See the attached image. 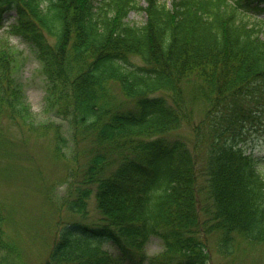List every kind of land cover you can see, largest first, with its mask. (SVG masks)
<instances>
[{"label":"trees","instance_id":"obj_1","mask_svg":"<svg viewBox=\"0 0 264 264\" xmlns=\"http://www.w3.org/2000/svg\"><path fill=\"white\" fill-rule=\"evenodd\" d=\"M144 1L0 0V29L14 18L7 31L45 76L44 110L68 122L78 149L67 208L85 214L94 196L99 211L59 227L47 264H209L212 234L219 256L264 245V162L239 140L262 112L264 33L249 16L264 0ZM3 42L0 118L48 131L16 75L22 51ZM197 106L191 134L174 133ZM153 238L162 253H148ZM14 248L0 224L4 257Z\"/></svg>","mask_w":264,"mask_h":264},{"label":"rangeland","instance_id":"obj_2","mask_svg":"<svg viewBox=\"0 0 264 264\" xmlns=\"http://www.w3.org/2000/svg\"><path fill=\"white\" fill-rule=\"evenodd\" d=\"M141 4L146 5V2L142 0ZM146 18L144 10H133L128 16V20L138 25ZM249 19L259 23L264 33V13L250 15ZM13 21L10 19L6 27L0 29V43L10 41L23 53V63L19 69L17 67L16 75L23 84L35 122L52 120L54 124H46L50 126L48 131L32 132L22 130L6 117L0 118V211L3 215L0 224L6 240L15 246L13 251H16L6 258V250L1 249L0 264L4 261L6 264H47L59 227L68 221L90 223L98 217L99 211L94 196L89 199L85 214H76L67 208L68 190L77 182L78 165L73 159L77 148L68 122L44 110L46 81L41 64L28 43L17 33L7 31ZM258 105L262 108L259 122L248 125L239 140L247 151H253L264 162V93L261 91ZM126 106H132V102ZM203 113L202 107H195L193 118L184 120L182 127L174 133L190 135L192 124H196ZM57 128H61L64 139V143L61 139V149L57 143L60 139L56 137ZM262 170L264 172V163ZM214 238L213 234L209 238L213 249V260L209 264L213 261L215 264H264V245L243 241L233 257H225L218 255ZM108 249L117 254L113 248ZM147 251L149 254L162 253L159 239L153 238Z\"/></svg>","mask_w":264,"mask_h":264}]
</instances>
